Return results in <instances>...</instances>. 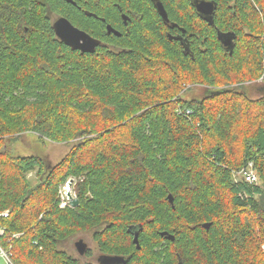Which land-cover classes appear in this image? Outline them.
Here are the masks:
<instances>
[{
  "label": "trees",
  "instance_id": "trees-1",
  "mask_svg": "<svg viewBox=\"0 0 264 264\" xmlns=\"http://www.w3.org/2000/svg\"><path fill=\"white\" fill-rule=\"evenodd\" d=\"M159 1L168 22L154 0H0V226L15 264H94L61 248L83 232L125 264H264V0H211L212 23L193 0ZM60 15L101 41L93 52L56 37ZM218 32L234 33L231 53ZM28 132L68 149L53 165L13 154ZM249 160L260 184L232 175ZM69 177L77 202L60 206Z\"/></svg>",
  "mask_w": 264,
  "mask_h": 264
},
{
  "label": "water",
  "instance_id": "water-1",
  "mask_svg": "<svg viewBox=\"0 0 264 264\" xmlns=\"http://www.w3.org/2000/svg\"><path fill=\"white\" fill-rule=\"evenodd\" d=\"M67 2H71L74 4L73 0H66ZM155 7L159 14L161 15L162 19L165 22H168L167 13L164 9L163 4L159 0H154ZM193 5L196 11L209 23H212L213 12L215 9V4L211 0H193ZM124 22H126L127 16L125 14H121ZM53 30L55 32L56 37L64 42L66 45L73 49H78L81 52H93L95 48L100 44V40L91 36L89 33L84 31L83 29L78 28L77 26L73 25L72 22L64 17L61 16L57 18L53 22ZM107 34L113 33L115 35H120V32L113 28L111 25H106ZM233 32H218V38L221 43L229 49L231 53L233 48ZM74 178L69 177L64 185H63V192L70 199L72 204L77 202V199L72 195V187L74 184ZM169 202L172 204L173 199L171 194H168ZM173 206V205H172ZM204 227H208L209 223L206 222L203 224ZM141 226H139V229ZM162 236H165L168 239H174L173 235L168 233L167 231L161 232ZM133 243H135L136 247H139L138 244V231L133 233ZM75 247L80 254H84L87 249V243L83 239H78L75 242ZM98 264H125L126 259L122 255H111V254H99L97 257Z\"/></svg>",
  "mask_w": 264,
  "mask_h": 264
},
{
  "label": "rangeland",
  "instance_id": "rangeland-1",
  "mask_svg": "<svg viewBox=\"0 0 264 264\" xmlns=\"http://www.w3.org/2000/svg\"><path fill=\"white\" fill-rule=\"evenodd\" d=\"M197 93L198 90L195 88L192 89L191 92L184 93L183 95L184 97H189L191 95H197ZM8 148L13 154L36 155L44 159L46 164L53 165L66 153L68 145L65 143H55L47 140L43 141L37 136V134L28 132L23 133L16 141L9 144ZM28 177L31 179V181H34V172H29ZM80 238L87 243V249L89 250V253L80 254L77 251L75 242ZM61 248H63L73 257L77 258L80 263L90 262L98 264L97 257L99 254H101L96 243L92 240L91 232H83L72 236L62 244Z\"/></svg>",
  "mask_w": 264,
  "mask_h": 264
},
{
  "label": "built area",
  "instance_id": "built-area-1",
  "mask_svg": "<svg viewBox=\"0 0 264 264\" xmlns=\"http://www.w3.org/2000/svg\"><path fill=\"white\" fill-rule=\"evenodd\" d=\"M232 175L235 180L241 179L246 183L252 185L259 184L258 174L256 172L252 160L247 161L245 165H243L239 169H234L232 171ZM63 185L59 189L60 206H65L68 203H70V199H68L63 192ZM72 195L73 197H75V192L73 189H72ZM0 215L6 217L8 215V210H4L0 212ZM5 231H6L5 226H0V264H15L12 257L11 246H4L1 241L3 237H5ZM18 235H20V233H12L11 236L7 238V243H10V241L13 238L17 237Z\"/></svg>",
  "mask_w": 264,
  "mask_h": 264
},
{
  "label": "flooded vegetation",
  "instance_id": "flooded-vegetation-1",
  "mask_svg": "<svg viewBox=\"0 0 264 264\" xmlns=\"http://www.w3.org/2000/svg\"><path fill=\"white\" fill-rule=\"evenodd\" d=\"M74 1V0H73ZM73 5H76V3L75 4H73ZM62 15H60V16H57V17H55L54 18V20H53V22L57 19V18H59V17H61ZM65 17V16H64ZM67 18V17H66ZM53 22H52V25H53ZM73 24V23H72ZM74 25V24H73ZM76 26V25H75ZM53 27V26H52Z\"/></svg>",
  "mask_w": 264,
  "mask_h": 264
},
{
  "label": "bare ground",
  "instance_id": "bare-ground-1",
  "mask_svg": "<svg viewBox=\"0 0 264 264\" xmlns=\"http://www.w3.org/2000/svg\"><path fill=\"white\" fill-rule=\"evenodd\" d=\"M180 111V110H179Z\"/></svg>",
  "mask_w": 264,
  "mask_h": 264
}]
</instances>
